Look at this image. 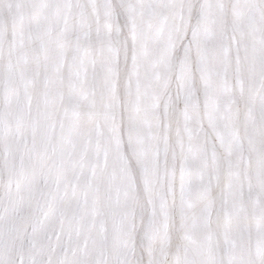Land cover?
<instances>
[{
    "label": "snow or ice",
    "instance_id": "1",
    "mask_svg": "<svg viewBox=\"0 0 264 264\" xmlns=\"http://www.w3.org/2000/svg\"><path fill=\"white\" fill-rule=\"evenodd\" d=\"M0 264H264V0H0Z\"/></svg>",
    "mask_w": 264,
    "mask_h": 264
}]
</instances>
